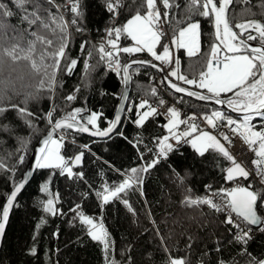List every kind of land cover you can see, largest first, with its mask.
<instances>
[{
	"label": "snow or ice",
	"instance_id": "6c2138e0",
	"mask_svg": "<svg viewBox=\"0 0 264 264\" xmlns=\"http://www.w3.org/2000/svg\"><path fill=\"white\" fill-rule=\"evenodd\" d=\"M160 2L164 8L163 13L157 0H141L131 18L118 26L117 18L125 7L124 0H101L104 9L110 14V25L105 28L97 43L85 40L80 44L81 52L90 45L87 48V56L96 59L95 64H90L88 59L84 60L85 74L88 75L96 67L104 65L108 70L120 75L127 85L131 80L130 69L133 65L149 66L164 74L161 82H166L175 93H183L202 101L211 100L218 105H227L232 112L240 113L241 116L234 119L215 110L210 115L204 114L199 117L211 129L217 130L216 134H213L199 126L196 115L182 119L181 112L175 107H167L164 112L159 111L166 103L163 98L158 99L156 106L149 104L148 100H141L136 106L137 118L133 121L138 128H143L150 118L156 116L163 115L167 121L163 127L168 134L153 137L150 141L153 146L150 147L139 133L134 140H129L123 132L117 131L121 124L120 113L124 111L123 107L117 109L115 118L108 121L106 128H101L98 121L102 113L77 107L55 118L57 109L53 106L42 118L48 125V131L40 140L41 146L35 156V168L57 170L60 176L87 184L85 172L74 169L83 168L86 153L97 160L102 158L96 157L89 144H77L73 133L108 139L118 135L136 148L143 163L139 167L121 170L110 165L108 161H103L109 170L121 179L114 182L102 180L100 189L96 190L94 195L100 202L101 212L107 205L119 202L129 213L136 215V209L129 201V194L139 193L147 204L143 187L145 176L167 160L170 153L185 144L190 145L200 157H205V154L211 151L229 162L226 168L221 169L224 173L222 179L235 186L212 191L211 185H205V195H195L184 185V178L179 177L177 173L180 187L184 189L180 204L182 207L195 210L207 207L211 213L219 214L222 219H217V225L223 226L232 234L233 240L229 242L240 245L238 254L247 258L246 264H264V256L252 255L247 247L255 232L264 234V125L257 130L253 124L256 117L264 120V0H256V4H253L252 0H185V16L180 20L170 16V12L180 8L178 0ZM82 4L83 0H63V3H57V0H8L7 3L0 0V116L7 111H15L33 134L39 132V129L34 122L35 114L26 107L33 93L25 91L30 85L26 83L24 74L17 69L23 61L38 78L36 92L47 91L49 95H53L58 86V72L71 75L78 64V60L71 59L68 53L70 29L75 26L77 33L85 31L80 26L84 15ZM233 5L241 6L239 17L233 14ZM53 8L56 9L55 12L52 11ZM253 8L258 10L253 11ZM65 12L71 19L65 18ZM14 15L19 16V24L7 25L5 21ZM193 16L209 20L214 33L213 42L209 45L210 52L204 60V70H201L198 76L189 78L181 72L180 59L173 54L170 45L176 49H184L189 58L200 53L201 25L199 20L192 18ZM171 21H174V24L170 23ZM165 23H170L173 30L170 45L161 43L165 35L163 31ZM182 24L183 27L180 26ZM122 38L130 40L132 44L122 45ZM251 42H255V46ZM158 46L162 51H157ZM137 53H146L152 59L121 60L122 54L132 56ZM156 61L160 63L157 64ZM174 81L206 90L207 94L192 91ZM78 91L79 89L73 90L65 96V100L69 103L75 101ZM8 93L24 94L25 106L12 103L5 105L3 97ZM228 93L231 95L222 98V94ZM151 95L157 96L155 87L151 88ZM123 99L127 97L122 96ZM181 125L185 126L182 131ZM223 128L239 135L254 152L255 159L251 160L253 168H247L230 154L229 149L221 142L222 139L231 143L229 135L220 130ZM0 131L10 132L11 129L5 125ZM18 139L20 151L23 152L28 141L25 138ZM2 142L0 140V143ZM66 144H71L77 149L71 156L62 154ZM17 160L24 163L25 156L18 155ZM5 169L6 164L0 158V170ZM7 171L11 176L15 168L8 166ZM30 175V172L26 173L23 180L13 182L9 193L0 194L5 199V203L0 207V239L4 237L9 213L16 206L17 196L25 187L27 177ZM100 175L103 176L104 173L101 172ZM241 180L249 183L245 186L240 183ZM50 182L51 177L40 186V191L48 197L42 202V210L48 215H64L57 207L59 195L50 192ZM89 194L88 191L81 193V199H86ZM69 211L73 213L70 223L78 222L85 234L102 246L104 264H121V261L113 258L114 241L103 223V217L98 220L97 217L85 214L81 204H75ZM148 215L155 234L160 237V247L166 253L165 264H191L187 255L171 254L166 237L161 235L159 226L151 218L150 212ZM46 222V218L42 217L36 226L37 229ZM180 234L186 236L184 242L186 253L192 252L196 237L188 235L184 230ZM53 235L58 237L59 230ZM169 235L173 233L170 232ZM29 251L31 255H36L35 247ZM124 251L127 254L124 264H135L131 255L132 250L126 248ZM215 251L221 252V247L216 246ZM208 255V251L202 252L197 264H209L206 259ZM214 264H238V261L235 259L226 261L217 257Z\"/></svg>",
	"mask_w": 264,
	"mask_h": 264
},
{
	"label": "trees",
	"instance_id": "16d2710c",
	"mask_svg": "<svg viewBox=\"0 0 264 264\" xmlns=\"http://www.w3.org/2000/svg\"><path fill=\"white\" fill-rule=\"evenodd\" d=\"M158 1L160 2V0ZM5 2L7 3L8 0ZM57 3H63V0H57ZM140 3L141 0H124L125 7L117 18V25L126 23ZM178 3L180 8L170 12V16H174L175 20H180L185 16V0H178ZM252 3L256 4V0H252ZM82 8L84 15L80 21V26L85 31L77 33L75 26L70 29V51L68 55L71 59L78 60L77 66L71 75L58 72V86L53 95H49L47 91L41 92L39 99L30 100L26 105L28 110L35 114L34 122L39 132L33 134L15 111H7L3 116H0V128L6 125L11 129L10 132L0 131V140L3 141L0 143V158L6 164V169L0 170V194L9 193L12 190L13 182L22 177L35 147L48 131V125L42 118L53 106L57 109L54 114L55 118H59L65 112L77 107L102 113L98 121L101 128H106L108 121L113 120L116 116L125 88L121 76L108 70L104 65L96 67L90 74L86 75L84 60L89 58L87 48L90 45L86 46L84 52L80 51V44L85 40L93 44L100 40L105 28L110 25V14L104 9L101 0H83ZM162 9L164 11L163 5ZM232 9L233 14L239 17L241 6L233 5ZM257 10L253 8V11ZM52 11L55 12L56 9L53 8ZM65 18L71 19V16L65 12ZM192 18L199 20L201 25L200 53L189 58L184 49L177 50L180 70L189 78L198 76L199 72L204 70V60L210 52L209 45L213 42L212 34L214 33L212 23L209 20L196 16ZM5 23L13 26L18 25L19 16L14 15ZM170 23L174 24V21ZM170 23H167V26L171 36H173ZM180 26L183 27L184 25ZM167 39L165 34L161 43L166 44ZM121 44L127 46L131 45L132 42L122 38ZM158 50L162 51L159 46ZM139 57L152 59L146 53H137L132 56L122 54L121 60ZM91 60L89 61L90 64L96 63L95 58H91ZM158 74L161 73L149 66L137 65L132 67L131 91L121 124L117 127V131L123 132L129 140H134L139 133L150 147L153 146L150 143L153 137L164 135L167 132L163 127L167 121L161 116L150 118L143 128H138L133 121L137 118L136 106L140 103L141 96L144 95L150 100L158 99L157 96L151 95V88L155 87L157 91L160 89L156 80ZM164 86L166 85L164 84ZM75 89H79L76 93L77 99L71 103L67 102L65 96ZM171 94L188 108L203 112L212 109L210 105L182 97L173 92ZM131 100H135L136 104L134 109L128 112V105ZM9 103L25 106L22 96L4 101L5 105ZM73 135L77 144H89L96 157H101L102 160H97L91 154L86 153L83 168L75 169V171L82 170L85 172L87 184L68 179L66 176H60L57 170L37 169L35 171L31 180L18 195L15 202L16 206L11 212L0 247V264H104L102 246L92 241L78 222L70 223L73 213L69 209L75 204H81L87 215L97 217L98 220L101 216L103 217V223L114 241L113 258L121 261V264L125 262L127 254L124 250L126 248L132 250L131 255L135 264H165L166 253L160 247V237L153 230L149 212L151 218L159 226L161 235L166 237L167 246L171 249L172 255H187L191 264H197L201 253L208 251L209 255L206 259L209 264H214L217 257L226 261L235 259L238 264H246L247 258L238 254L240 245L229 242L233 240L232 234L227 232L223 226L217 225V219H222V217L211 213L207 207L195 210L182 207L180 204L184 189L180 187L179 177L184 178V185L190 188L195 195L203 196L206 193L205 185H211L212 191L221 189L224 185L232 186L231 182L222 179L224 173L221 169L226 168L229 162L211 151L206 153L205 157H200L190 145L185 144L177 151L170 153L167 160L161 162L150 174L145 176L143 187L147 204L139 196V193L129 194L128 198L136 209V215L129 213L119 202L107 205L101 212L100 202L94 195L95 191L100 189L102 180L114 182L121 179L120 176L110 171L108 165L104 164L103 161H108L110 165L121 170L139 167L143 161L139 159L136 148L118 135H113L111 139L94 138L88 134L73 133ZM18 137L28 141L23 152L20 151L21 146ZM76 150L71 144H66L62 154L71 156ZM143 150V146H141V151ZM18 155L25 156L24 163L18 162ZM8 166L15 168V172L11 176L7 171ZM101 172L104 173L103 176L100 175ZM49 177H51L50 192L53 195H59L57 207L64 215H48L42 210V202L48 197L40 191V186L48 181ZM248 183L249 181L246 184ZM85 191L90 194L86 199H81V193ZM4 203V196L0 195V207ZM42 217H45L47 222L37 229L36 226ZM189 217L194 219L190 220ZM173 221L179 223H173ZM57 230H59L58 237L53 235ZM182 230L186 231L188 235L196 237L193 241L192 252L186 253L185 251L186 236L180 234ZM170 232L173 235H169ZM216 246L221 247V252L215 251ZM33 247L36 249V255L30 254L29 250ZM247 247L252 255L264 256V234L255 232Z\"/></svg>",
	"mask_w": 264,
	"mask_h": 264
},
{
	"label": "built area",
	"instance_id": "2783aa9c",
	"mask_svg": "<svg viewBox=\"0 0 264 264\" xmlns=\"http://www.w3.org/2000/svg\"><path fill=\"white\" fill-rule=\"evenodd\" d=\"M157 3H158V6L160 8L161 13H163L161 3L158 0H157ZM163 31L165 32V34L168 37L166 44L170 45V41H171L172 36H171L170 30L167 26V23H165L163 25ZM170 48H171V51L173 52V54L176 57H178V53L175 50V47L170 45ZM88 60L92 61L91 58H88ZM156 80H157L158 87L160 88L159 91H157V97H158V99L163 98L166 102L164 107L159 108V111H161V112L166 111L167 107H175L177 110H179L181 112V118L182 119L186 118V116L196 115L198 117L197 123L199 124V126L204 130L212 132L213 134H216L217 130L211 129L201 119H199V117H202L204 114L210 115L215 110H219V111H221V112H223L229 116H232L234 119H238L240 117V116L232 114L231 112H229L228 110L223 109V108H215V109H212V110L207 111V112H203V111H200L198 109L188 108L181 101H179L177 98L173 97V95L171 94L172 92L170 93V90L166 86H164V83L161 82L163 80L162 74H158L156 76ZM158 99L150 100L146 96L143 95L140 97L139 102H141V100H148L149 104L156 106ZM135 104H136L135 100L130 101V103L128 105V112H129V109H131V111L134 109ZM161 117L165 119V117L163 115H161ZM253 124L255 125L257 130H260L261 126L264 125V120H261V118L256 117L253 120ZM184 127H185L184 125H181L180 130L182 131L184 129ZM220 130L227 133L231 139V143L221 139V142L224 143L225 147L229 149L230 154H232L238 162L244 163V165L247 168H249V169L253 168L254 166L252 165L251 160L255 159L254 152L249 149L248 145H246L243 142L242 138L237 134H233V133L229 132V130L227 128H223ZM167 134L168 133L166 132L164 135H167ZM240 183H242L243 185H247L246 184L247 181L241 180ZM234 186H235V184L232 183V186L231 185H224L223 188L234 187Z\"/></svg>",
	"mask_w": 264,
	"mask_h": 264
},
{
	"label": "water",
	"instance_id": "95a60500",
	"mask_svg": "<svg viewBox=\"0 0 264 264\" xmlns=\"http://www.w3.org/2000/svg\"><path fill=\"white\" fill-rule=\"evenodd\" d=\"M251 43H253V45L255 46V42H251ZM136 59H141V60H151V58H145V57H143V58H142V57H139V58H136ZM155 63L159 64L158 62H155ZM134 66H137V65H133V67H134ZM159 73H160V72H159ZM130 74H131V69H130ZM161 74H162V76L164 75L163 73H161ZM174 82L180 83L181 86H183V87H185V88H188V89H190V90H192V91L203 92V93L207 94L205 90L198 89V88L192 87V86H190V85L183 84L182 82H179V81H174ZM131 84H132V78H131V80L129 81V83H128L127 85H125V88H124L123 96H126L127 99H123V100L121 101V103H120V106H119V108H121V107L124 108V111L120 113V115H121V119H122V117H123V114H124V112H125V109H126V106H127V103H128V99H129V95H130V91H131ZM164 84L166 85V87H167L168 89H170V88L167 86V83H166V82H164ZM170 90H171L173 93H175L174 90H172V89H170ZM175 94L180 95V96H182V97H187V98L193 99V100H195V101L201 102V103L206 104V105H210V106H212V107H220V108H223V109H226V110L232 112L231 109H229V108L227 107V105H218V104H216L214 101H211V100H209V101H202V100H199V99L196 98V97H189V96H187L186 94H183V93H175ZM230 95H231V93H228V94H222V98H226V96H230ZM119 108H118V109H119ZM232 113L235 114V115L241 116L240 113H235V112H232ZM116 114H117V113H116ZM94 138H98V137H94ZM40 146H41V145H40V142H39L38 145L35 147V149H34L32 155H31V157H30V160H29V162H28V164H27V167H26V169H25V171H24L22 177L18 180V181L23 180V179L25 178V174L30 172L31 175L27 177V183L25 184V186L28 184V182H29V181L31 180V178L33 177L35 171L37 170V169L35 168V156H36V152H37V150H38V148H39ZM24 188H25V187H24ZM24 188H23V189H24ZM23 189H22V190H23ZM22 190H21V192H22ZM19 194H20V193H19ZM19 194H18V195H19ZM17 197H18V196H17ZM12 210H13V209H12ZM12 210H11L10 213H9V218H10V215H11ZM8 222H9V219H8ZM8 222H7L6 227H5V232H6V229H7V226H8ZM4 235H5V234H4ZM2 241H3V238L0 239V247H1V245H2Z\"/></svg>",
	"mask_w": 264,
	"mask_h": 264
},
{
	"label": "clouds",
	"instance_id": "9594fccd",
	"mask_svg": "<svg viewBox=\"0 0 264 264\" xmlns=\"http://www.w3.org/2000/svg\"><path fill=\"white\" fill-rule=\"evenodd\" d=\"M19 72L23 73L25 76V81L28 83L30 86L25 89L26 92H31L33 93V96L30 100H36L40 98L41 93L36 92V85H37V80L38 78L34 76V74L31 72V69L22 61L20 66L17 69ZM17 96H22L23 101L25 100V95H13L11 93L6 94L3 97L4 101H7L9 98H16ZM29 100V101H30ZM28 101V102H29Z\"/></svg>",
	"mask_w": 264,
	"mask_h": 264
},
{
	"label": "rangeland",
	"instance_id": "374dc122",
	"mask_svg": "<svg viewBox=\"0 0 264 264\" xmlns=\"http://www.w3.org/2000/svg\"><path fill=\"white\" fill-rule=\"evenodd\" d=\"M127 46H130V45H127ZM200 48H201V38H200ZM175 50H178V49L175 48ZM157 51L159 52L158 48H157ZM213 108H215V107H213ZM54 138H58V137L54 136Z\"/></svg>",
	"mask_w": 264,
	"mask_h": 264
}]
</instances>
